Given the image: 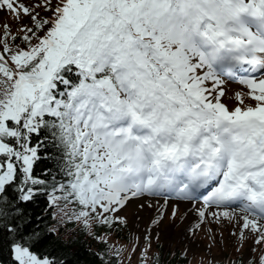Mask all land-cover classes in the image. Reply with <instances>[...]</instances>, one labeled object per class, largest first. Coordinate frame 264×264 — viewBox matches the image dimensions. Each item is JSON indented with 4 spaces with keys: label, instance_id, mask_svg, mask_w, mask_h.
<instances>
[{
    "label": "snow or ice",
    "instance_id": "snow-or-ice-1",
    "mask_svg": "<svg viewBox=\"0 0 264 264\" xmlns=\"http://www.w3.org/2000/svg\"><path fill=\"white\" fill-rule=\"evenodd\" d=\"M37 7L51 16L0 0L34 25L16 36L5 24L0 37V250L10 264H68L39 250L45 233L30 225L41 217L23 210L39 194L50 207L73 204L85 226L122 222L133 198L163 199L140 204L156 207L149 228L171 198L202 201L200 218L237 217L264 244V0ZM237 78L254 104L236 93L230 109L222 85ZM53 155L55 175L36 176Z\"/></svg>",
    "mask_w": 264,
    "mask_h": 264
},
{
    "label": "rangeland",
    "instance_id": "rangeland-1",
    "mask_svg": "<svg viewBox=\"0 0 264 264\" xmlns=\"http://www.w3.org/2000/svg\"><path fill=\"white\" fill-rule=\"evenodd\" d=\"M55 1L52 0L53 5ZM22 2L33 8L39 14V18L51 16V12H45L43 7H37V5L43 4V0H22ZM5 24L9 26L8 31L13 34L21 32L20 28L22 26L32 24V22L29 17L23 16V14L18 19L12 13L5 10L0 11V37L5 32L3 27ZM222 86L225 90L223 100L230 109L237 106L236 93L241 94L244 105L254 104V101L246 94L248 91L246 87L239 82L227 83ZM244 105L241 106L243 107ZM159 204L161 205V203ZM133 205L130 202L116 214L122 218V221L126 222L131 234L130 241L114 239L108 235L115 243V248H118L122 257V260H120L121 264H123V260L129 258L131 254L133 255V252L136 253L135 258L141 256L140 252L143 253L142 257L149 256L155 251V246L158 243L163 246L165 252L183 250L188 257L190 256L192 264H214L221 260L224 264H229L236 256L240 257L245 264L256 257V262L259 264V258L264 255V244L255 243V234L247 229L242 230L243 220L237 217L229 220L223 217L216 219L208 216V220H206L201 228H194L192 231L184 229L183 231L179 229L184 222L180 214L177 213L176 217L173 218L170 213H167L162 217L163 222L161 224L157 227L149 228L151 219L157 216L150 217V213H148L141 218L139 215L140 211L135 210V205ZM56 208L59 220L73 218L77 224L82 223V220H76L74 216V213L79 210L66 205L63 207L57 205ZM161 212L165 213L164 209ZM145 236L148 239H145ZM137 237L141 241L139 245L136 243ZM240 241H242L241 244H239ZM136 247H139L138 252L134 251Z\"/></svg>",
    "mask_w": 264,
    "mask_h": 264
},
{
    "label": "trees",
    "instance_id": "trees-1",
    "mask_svg": "<svg viewBox=\"0 0 264 264\" xmlns=\"http://www.w3.org/2000/svg\"><path fill=\"white\" fill-rule=\"evenodd\" d=\"M33 144H35V140ZM47 151L55 153L51 144L47 146ZM41 155H44V150H41ZM53 160H55V155L52 160L42 159L37 162L34 165V174L44 178L47 169L55 175ZM48 179L51 180V177ZM46 209L48 210L45 211ZM23 210L33 218L41 217L38 225L35 221L30 225V227L38 226L45 233L46 238L38 246L40 251L51 252L53 255L65 259L68 264H118V259L110 253L108 244L96 240L87 233L84 227H73V223L70 222L67 226L68 230L66 228L54 230L55 219L52 217L51 208L45 195L39 194L33 202H26ZM102 228V224H97L94 233H98ZM0 263L10 264V255L6 247L0 250ZM129 264H188V260L187 257L178 253L172 256L168 253L163 254L162 246H159L158 252L153 254L149 261Z\"/></svg>",
    "mask_w": 264,
    "mask_h": 264
},
{
    "label": "bare ground",
    "instance_id": "bare-ground-1",
    "mask_svg": "<svg viewBox=\"0 0 264 264\" xmlns=\"http://www.w3.org/2000/svg\"><path fill=\"white\" fill-rule=\"evenodd\" d=\"M131 202L132 204H136V203H139L137 205H133L134 206V209L137 210V211H140V216L141 218H143L144 216H146L148 213H150V217H152V210H155L156 207H153L151 209H149L148 207H144V208H141L140 207V204L141 203H145L147 204L148 202H151L154 206L157 205V202L158 203H162L164 202L163 199L161 198H153V197H147L145 198L144 200H141L140 198H136V199H131ZM186 206L189 207V210H188V215L191 217L195 216L196 218L192 221H196V220H199V216L197 215V209L200 208L202 206V201H195L191 204V202H188L186 203ZM213 211H217L216 209H213ZM156 212V211H155ZM237 212H238V209H237ZM157 213V212H156ZM201 219V218H200ZM192 227V222H190V220L186 219L182 225L179 227L180 230H183L184 229H188V228H191Z\"/></svg>",
    "mask_w": 264,
    "mask_h": 264
}]
</instances>
